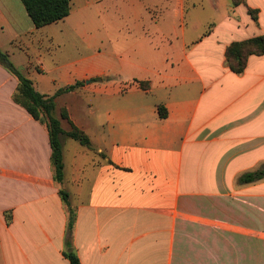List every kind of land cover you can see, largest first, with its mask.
Here are the masks:
<instances>
[{
    "label": "crops",
    "instance_id": "obj_1",
    "mask_svg": "<svg viewBox=\"0 0 264 264\" xmlns=\"http://www.w3.org/2000/svg\"><path fill=\"white\" fill-rule=\"evenodd\" d=\"M71 6L37 29L21 0H0V50L27 56L15 65L42 95L83 83L55 114L91 142L63 136L56 183L48 132L0 65V264H264V180L239 183L264 168V55L242 74L226 58L264 37V0ZM45 45L49 68L29 56Z\"/></svg>",
    "mask_w": 264,
    "mask_h": 264
},
{
    "label": "trees",
    "instance_id": "obj_2",
    "mask_svg": "<svg viewBox=\"0 0 264 264\" xmlns=\"http://www.w3.org/2000/svg\"><path fill=\"white\" fill-rule=\"evenodd\" d=\"M21 1L37 29L65 20L70 15L72 8L71 0ZM242 2L243 0H232V7H236ZM254 19H257L255 15ZM252 55H264V37L233 43L226 52L227 63L234 73L242 74L247 66L249 57ZM0 65L18 81V87L13 95L14 102L24 108L36 121L45 126L52 149L51 163L54 171V180L56 183L62 184L64 180L63 136L66 135L87 148L91 147V142L83 132L74 126L72 131L64 132L60 119L55 114V99L61 94L74 91L82 86L83 83L78 82L73 86L61 89L54 96H45L36 90L33 81L27 78L2 50H0ZM159 110L160 116L164 118L166 113L161 108ZM60 118L69 120L66 110H61ZM261 180H264V168L242 175L239 178V183L242 185L251 184ZM60 196L68 209V228L71 231L75 222V214L70 207L69 194L61 190ZM65 256L71 264H80L78 257L74 253H66Z\"/></svg>",
    "mask_w": 264,
    "mask_h": 264
},
{
    "label": "rangeland",
    "instance_id": "obj_3",
    "mask_svg": "<svg viewBox=\"0 0 264 264\" xmlns=\"http://www.w3.org/2000/svg\"><path fill=\"white\" fill-rule=\"evenodd\" d=\"M45 46L48 49L47 51H45L43 49L42 51H39L40 54L39 53L36 54V53L30 52L29 56H30L31 60H33V61H38V59H39V60H41L43 65L49 64V65H45V66H47L49 68V67L52 66V63L56 62V60L58 59V52L54 48H51L48 45H45ZM10 60L15 65L16 62H22L23 60H27V56L16 57V58H12ZM257 252L258 253H260V252L263 253V258H264V245L260 246L258 244H254V255ZM254 264H258V261L254 260Z\"/></svg>",
    "mask_w": 264,
    "mask_h": 264
}]
</instances>
